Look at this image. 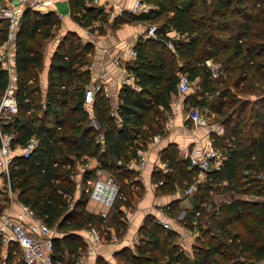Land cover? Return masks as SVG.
<instances>
[{
  "label": "trees",
  "instance_id": "trees-1",
  "mask_svg": "<svg viewBox=\"0 0 264 264\" xmlns=\"http://www.w3.org/2000/svg\"><path fill=\"white\" fill-rule=\"evenodd\" d=\"M85 1L69 0L74 20L83 27L102 17L101 9L87 6ZM149 1L157 5L156 11L138 16L129 13L122 21L171 12L157 33L165 40L167 31L180 35L176 54L168 50L165 40L138 43L136 57L127 66L137 89L122 85L114 109L111 97L97 90L89 112L83 106L89 73L77 67L86 63L91 44H82L77 34L68 32L51 56L43 89L39 79L43 41L52 36L59 18L53 11L27 9L23 13L16 42L17 111L1 126L3 132L14 134V154L9 182L4 180L5 188L0 189V217L8 207L10 192L38 219L62 232L53 240L54 264L74 263L84 249L78 235L84 229L106 223L123 236L127 224L120 207L130 206L126 188L131 183L135 186L136 174L128 164L135 159L137 147L143 148L162 132L160 116L170 109L180 71L191 81L202 80V90L187 96L186 102L217 114L223 128L222 134H212V138L224 160L220 170L208 173V179L197 188L198 203L182 210L173 202L166 213L184 229L197 226L192 257L177 242L178 231L163 227L150 214L137 232L139 242L134 250L124 247L116 258L124 264H229L236 252L245 260L260 262L264 260V202L237 196H264V0ZM5 36L6 25L1 23L0 43ZM176 56L182 61L179 68ZM208 59L221 63L219 77L211 78L205 65ZM7 84V72L0 67V94ZM209 97L213 99L208 101ZM91 119L98 129L89 124ZM31 137L38 145L23 157L16 150ZM88 158L97 164L85 170L81 184L91 179L97 168L116 177L119 186L107 218L87 212L82 195L73 203L78 186L76 166L87 164ZM160 159L170 170L153 171L152 181L164 194L183 190L198 175L175 144L164 147ZM212 190L230 191L236 197L206 210ZM234 223L233 233L229 226ZM14 247L20 255L17 246L0 242V264H24L18 262ZM95 264L108 263L98 258Z\"/></svg>",
  "mask_w": 264,
  "mask_h": 264
},
{
  "label": "crops",
  "instance_id": "crops-1",
  "mask_svg": "<svg viewBox=\"0 0 264 264\" xmlns=\"http://www.w3.org/2000/svg\"><path fill=\"white\" fill-rule=\"evenodd\" d=\"M41 1L46 7V12L53 11L56 13V15H60L58 27L53 29V33L50 38L43 41V62L42 69L39 73V79L42 88L44 89L46 87V82L48 80V69L52 54L54 53L62 38L68 32H73L77 34L82 44L90 43L92 46V51H90L86 55V63L81 67H77L78 70H86L89 73V81L85 85V87L89 84H92L94 86H99L102 90L108 91L110 94L109 96L112 100L111 102L113 109L117 105L118 92L121 89L122 85L125 84L126 80H131L133 85L130 86L137 89L133 74L127 71L128 75L126 76L122 71L123 69H127L128 64L134 59L128 56V51L131 49L136 50L135 47L140 42L146 43L148 40H154L150 36H148L147 30L149 26L152 24L161 25L162 21L171 14V12H167L153 18H138L132 21H122L123 16L130 13L127 10L130 8L132 1L110 0L107 3H102L100 5H90L101 9L102 17L99 16L97 19L93 20L89 26L83 27L79 25L76 20H74L69 0ZM85 5H87L86 1ZM152 6L154 7L153 10L155 11L158 9L157 5L152 4ZM164 34L166 37V40H164L168 50L176 54L175 43L180 39V35L175 31H167ZM159 35L163 36L161 32ZM167 42H172L174 44L173 49H171L167 45ZM206 61H209V63H206ZM206 61L205 65L212 64L217 68L219 72L220 66L218 63L214 62L212 59H208ZM176 64L178 68L182 65V61L177 56ZM178 73H180V71H177V76ZM217 77H219V75ZM217 77H213L211 73L212 79ZM201 83L202 80H193L191 83L193 87L197 88L196 94L202 90L200 87ZM190 89L191 88H189L187 93L182 94L177 91L176 85V90L172 94L169 102L170 109L168 111H165L167 119L162 123V132L155 135H159V138H155L154 136L151 140L143 144V149L146 151V155L148 158L147 165L144 168H139L136 164L137 160L135 159H133L128 164L129 168L133 169L136 172L134 187L137 189V195L135 196L134 207H120V210L124 214V219L127 224L125 234L119 237L114 229L110 226H93L100 233L101 241L95 245L93 250H91L89 248V241L83 239V236L87 233V231L90 230V228L84 229L83 231L78 233L80 239H82L84 243V249H82L83 251H81L80 254H83L86 257L87 264H95L96 259L98 258L107 261L108 264H124L123 262L117 260L119 259L116 258L117 254L124 247L134 250L135 246L132 249V238L133 236L137 235V232L141 227L146 215H153L159 222L167 221L169 217L166 213L171 203L177 202L178 208L182 210L190 209L198 203L196 193H193L191 195H182V189H178L174 193L164 194L152 181L153 164L155 163V161H157V158L160 155V151L168 144H175L179 150L180 155L182 156L184 153V149H191L197 145L205 146L209 135L212 138V134L220 135L223 132V128L219 122H212L211 124L213 126V131H210L206 128L195 127L194 124L189 120L188 113L192 108L197 109L199 113L205 116L209 121L211 116H217V114L211 112H209L211 116H209L208 114L205 115L201 112L205 111L202 110L204 108H199L188 104L185 98L189 95V92L191 91ZM197 98H199V95ZM212 99L213 98L209 97L208 101H211ZM183 106L185 109L182 108ZM112 112L116 113L113 110ZM116 121L119 123L118 118L116 119ZM89 124L95 127V129H98V125L95 120L91 119ZM101 138V133H99L98 140H100ZM16 151L19 152V150ZM87 164L96 166L97 162L94 158H88ZM87 169L89 168L84 167L83 171H80V175L77 174L75 180H79L80 182H82L83 173ZM98 170L100 169H95V173L91 177V179L95 177V174ZM100 171L107 174L103 170ZM4 185V180L0 176V189H3ZM134 193H136V191ZM189 196H191L193 199V205H184L183 201L186 200V198ZM10 198L11 203L9 208H7L6 210L9 209L11 210V214L17 215L21 211L19 202L15 200L14 195H11ZM237 198L245 199L246 195H238ZM96 204L98 205L99 203ZM100 206L101 208H98L94 204L92 209L87 212L100 215L101 217H103L101 215V213L103 212L107 216L108 211L112 206L110 208L102 205ZM183 213L184 212H181L178 217L180 218ZM171 223L178 230V232L182 231V228L177 221L171 220ZM112 232H114L117 236V240L115 241L111 240L110 238V233ZM60 235H62V232H60L56 228L55 238L59 237ZM179 239L180 238L178 237L177 242L180 245H182L183 243L185 252L187 256L190 257L192 254V246L195 243V237L188 236L184 239Z\"/></svg>",
  "mask_w": 264,
  "mask_h": 264
},
{
  "label": "built area",
  "instance_id": "built-area-1",
  "mask_svg": "<svg viewBox=\"0 0 264 264\" xmlns=\"http://www.w3.org/2000/svg\"><path fill=\"white\" fill-rule=\"evenodd\" d=\"M110 0H86L87 5H100L107 3ZM131 6L127 10L134 15H148L151 14L153 6L149 0H131ZM27 9H32L40 13L46 12V7L41 0H0V24L6 25L5 39L0 43V67L7 72L8 84L3 93L0 94V175L3 180L9 182V167L12 163L14 149L11 142L14 138L13 133L3 132L1 126L5 123L13 114L17 111V103L15 98L16 88V42L18 32L21 26V20L23 13ZM60 18V15H57ZM159 25L152 24L149 26L147 32L148 36L156 41H162L161 35H158L157 31ZM167 45L173 49L174 44L167 42ZM128 56L131 58L136 57V51L131 49L128 51ZM209 63V61H206ZM213 77L218 76L217 68L212 64H206ZM127 76V69L122 70ZM192 81L188 78V75L184 72L178 73L177 91L185 94L188 92ZM125 84L133 85L131 80H126ZM137 88V87H136ZM97 90H100L99 86L89 84L84 90L83 106L86 111H90V104L92 103L94 94ZM105 96H109V92L102 90ZM189 120L195 127L206 128L213 131V126L210 121L199 113L195 108H192L188 113ZM159 138V135L155 138ZM213 138L208 137L206 145H197L191 149H184L182 158L189 162V166L198 170V175L194 179L193 183L184 188L181 192L182 195H191L197 191V188L204 184L208 179V173L220 170L224 155L216 149L213 145ZM38 141L36 138L31 137L25 146L19 148V152L23 157L29 156V154L37 147ZM136 164L139 168H144L148 163L146 151L142 147H137L135 150ZM168 165L160 159V155L157 161L153 164V171H160L161 173L169 172ZM91 185V187H90ZM81 194L89 193V197L96 203L102 206L110 208L116 198L119 190V186L114 177L98 170L95 177L87 179L85 184H80ZM79 190V187H78ZM20 213L17 215L11 214V210H6L0 217V242L6 246H17L20 251V257L24 264H54L53 255V240L56 236V227L48 226L44 221L37 218L34 211L19 203ZM104 217L105 213H101ZM171 220L160 222L163 227L168 229L177 230ZM194 224H196L194 222ZM181 230L178 232V237L184 239L185 237H196L199 233L197 226L192 230L184 229L181 226ZM178 231V230H177ZM111 240H117V236L114 232L110 233ZM84 240L89 241V248L94 249L95 245L101 241V235L95 227H91L89 231L83 236ZM139 242L138 234L132 238V249ZM73 264H87L86 257L83 254H79ZM259 264H264V260Z\"/></svg>",
  "mask_w": 264,
  "mask_h": 264
},
{
  "label": "rangeland",
  "instance_id": "rangeland-1",
  "mask_svg": "<svg viewBox=\"0 0 264 264\" xmlns=\"http://www.w3.org/2000/svg\"><path fill=\"white\" fill-rule=\"evenodd\" d=\"M207 2H209L210 0H206ZM159 20V19H158ZM218 63V62H217ZM219 64V66H221V63H218ZM191 86H192V84H191ZM191 89V91L189 92V95L188 96H190L191 94L193 95V96H195L196 95V90H197V88L196 87H190ZM183 109H185L184 108V106L182 107ZM182 109V110H183ZM189 109V108H188ZM202 110H205V111H201L203 114H205V115H209V116H211L210 114H209V111L207 110V109H202ZM188 111V110H187ZM166 119H167V117H166V115H164V114H161V116H160V120H161V122L163 123V122H165L166 121ZM220 119L217 117V116H211V118H210V123H212V122H218ZM89 164H85V165H82V164H78L76 167V169H77V174H79L80 175V171H83V168L84 167H88V168H94L95 166H91V165H89ZM107 173V172H106ZM77 174L75 175V179H76V177H77ZM107 174H109V173H107ZM111 175V174H110ZM1 176V175H0ZM114 177V176H113ZM115 179H116V177H114ZM79 179V178H78ZM75 182H76V185H78V186H76L77 187V192L75 193V196H74V199H73V203L74 202H76V200H78L79 198H80V196L82 195L83 197V200L82 201H84L85 203L83 204L84 205V208H85V210L86 211H89V210H91L92 209V207H93V205L95 204V206L96 207H98V208H101V206L98 204H96L93 200H91V198L89 197V193H82L81 194V189H80V184H81V182L79 181V180H75ZM128 182H131V181H128ZM132 184L133 183H131L129 186H127V188H126V190H127V193H128V195H127V198H128V200H129V202H130V206H132V207H134L135 205V196L137 195V189L134 187V186H132ZM5 186V185H4ZM78 187H79V190H78ZM90 187H91V185H90ZM2 188V187H1ZM5 187H3V189H4ZM2 190V189H1ZM7 190V189H6ZM136 191V193H134ZM8 193V198H9V204H8V207L7 208H9V206H10V203H11V198H10V196L12 195L10 192H7ZM10 194V195H9ZM135 194V195H134ZM209 203H210V205H208V206H206V210H209V209H211V207L212 206H219L220 204H222L223 202H226V201H229V200H231L232 198H234V197H236V194L234 195V194H232L230 191H224V193H221L220 192V190H217V191H211L210 192V194H209ZM245 200H249V201H257V202H264V196H249V195H246V198H245ZM192 202H193V199H192V197L191 196H189V197H187L186 198V200H184L183 201V204L184 205H187V206H191V205H193L192 204ZM94 203V204H93ZM182 204V205H183ZM88 209V210H87ZM110 211H111V209L108 211V214H110ZM107 214V215H108ZM107 218V217H106ZM105 218V219H106ZM246 221L248 220L247 218L245 219ZM108 224H104V227L105 226H107ZM109 226V225H108ZM229 229L231 230V232H235V230H236V224L234 223V224H232V225H230L229 226ZM181 247H182V249H184V251H185V248H184V245H183V243H182V245H181ZM14 250H16L17 251V249L14 247L13 248ZM192 257V255L190 256V258ZM16 258H17V260H18V262L19 261H21V258H20V255H19V252L17 251V255H16ZM229 264H259V262H256V261H253V259H243L242 257H240V256H238L237 255V253L235 252V253H233V257H232V259L230 260V263Z\"/></svg>",
  "mask_w": 264,
  "mask_h": 264
}]
</instances>
